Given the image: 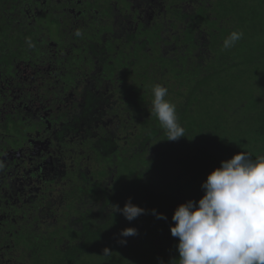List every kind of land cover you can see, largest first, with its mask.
I'll use <instances>...</instances> for the list:
<instances>
[{
	"label": "trees",
	"instance_id": "16d2710c",
	"mask_svg": "<svg viewBox=\"0 0 264 264\" xmlns=\"http://www.w3.org/2000/svg\"><path fill=\"white\" fill-rule=\"evenodd\" d=\"M43 1L0 0L1 80L27 85L18 82L25 69L20 61L32 66L43 52L46 28L66 24L63 16L71 13L68 7L65 14L61 11L66 0ZM158 1L153 10L161 14L147 24L143 17L133 23V11L119 0H71L84 21L91 14L98 25L79 29L84 33L75 39L85 48L74 51L89 53L88 63L96 61L93 65L102 67L111 82L122 78L120 88L128 83L130 90L115 96L116 107L104 99L106 110L91 93L55 110V121L71 119L69 133L67 124L57 129L58 141L70 144L66 134L71 135L81 148L79 157H86L85 166L75 167L79 158L72 168L65 162L59 177L60 165L55 163L57 177L42 181L38 192L33 186L25 200L2 202L0 211L9 218L0 233L5 264H177L178 238L169 228L177 205L197 201L203 195L202 182L222 160L238 152L253 159L264 155V69L250 67L255 60L264 63V0ZM23 3L24 8L26 3L39 6L34 20L27 15L32 10H18ZM165 10L171 19L185 22L178 31L172 22L170 40L161 23ZM236 30L243 31V38L224 50L223 40ZM63 58L57 63L80 59L75 53ZM156 84L168 89L165 99L175 104L185 137L166 139L152 114ZM9 108L0 111V155L9 145L27 142L31 136L26 133L34 126L38 132L44 129L41 120L28 129L20 117L24 109ZM129 199L145 210L131 222L112 211L113 205L122 208ZM153 210L165 218H157ZM126 227H134L137 235L121 237Z\"/></svg>",
	"mask_w": 264,
	"mask_h": 264
},
{
	"label": "flooded vegetation",
	"instance_id": "af4514ba",
	"mask_svg": "<svg viewBox=\"0 0 264 264\" xmlns=\"http://www.w3.org/2000/svg\"><path fill=\"white\" fill-rule=\"evenodd\" d=\"M119 1L123 6H126L123 8L127 9L128 7L133 11V23H137L139 19L143 20V18H145L147 24H149L153 22V19L159 18L157 16L161 14L159 9H157L156 13L154 11L155 9L153 10L155 5L157 6V0ZM70 2L71 0H66L67 4L65 3L64 7L61 9L62 13L65 14V9L68 7V11L71 13L67 15L72 19H76L80 24L84 22L85 26L71 23V19L66 15L63 16L62 13L60 15L57 14L58 18L64 17L66 24L56 23L46 28L47 30L49 29V31L42 33V37L46 42L42 44L41 50H43V52L41 56L32 66L20 61V66L25 69L18 82L23 80L28 84H21L20 86L18 84L13 85V83L7 82V80L0 79V89L4 91L1 94L4 101L0 102V111L7 107H10L9 109L14 111L16 106H21L24 111H21L22 115H20V117L24 119L25 122L23 124L27 126L28 129L31 123H36V120L43 121L41 123L42 127H44L41 132H38L36 126H34L33 130H28L26 133V135L31 136L27 139V142H23V144L21 143V145L15 148L9 145L4 153L0 155V164H3V167L0 168V205L2 202L6 203L8 200H11V203H19V197L25 200L27 196L26 192H31V190H29L30 187H36V191L38 192L39 189L37 188L40 187L39 184L42 181L45 179L50 181L57 177V173L52 172L53 168L55 169V163L60 165V172L57 174L59 177L64 173L65 165L63 163L65 162H69L68 166L72 168L75 164L74 162L79 158L81 161H79L75 167L80 168L81 166V168H83V166H85L83 163L86 157H79L81 148L75 147L71 135L66 134V138L69 140L71 139L72 143L70 142V144L66 142L64 144L58 141V139L61 138L57 129L67 124L66 128H68L69 133L68 125H71V119H59L55 121V110L64 104L72 103L78 98L83 100L88 93L92 94V98L95 99L94 102L100 105L98 106L99 108H105L102 102L104 99L107 100V106L112 105V107H116L115 96H120L121 93H124V95L129 93L130 85L128 83L126 84L127 87L124 86L120 88L123 86L122 83H120L122 78H120V80L114 78V82H111L112 79L106 77V73L103 71L102 67L98 68L93 65L96 61L88 63L89 58L85 56L89 53L86 51L84 54H82V52L80 53V51L84 50L85 45L82 44V40L79 37H77L78 40L75 39V33L79 31L83 34L84 32L79 29L84 28L86 31L89 28V23H94L96 26L98 25L94 21L95 16L85 13V10L83 11L89 18L84 21L85 17L82 19L80 11H75V8L70 6L72 4ZM126 2L129 3V6H127ZM158 2L162 5L161 0ZM26 4L27 6L25 8L23 3L21 7H18V10L24 9L25 12L32 10L33 14L27 15L34 20L36 17L35 14L40 13V8L36 4H34L32 8L31 3ZM183 10L184 8H181V11ZM169 12L171 13L172 11L169 10ZM121 13L123 14L124 10ZM167 14L168 11L165 10L161 23H163L164 30L167 32V39L170 40L172 36L170 32H174V25H172V22L177 24V31L184 26L185 22L184 19H171ZM173 14L172 12V15ZM64 19H61V21L64 22ZM168 45L169 44H167V47H169ZM79 46L80 51H74L75 47ZM72 53H75L76 57L80 59L74 60L73 64L64 63V61L57 63V59H61L64 55ZM37 64H39V67L33 69V66ZM114 65L118 64L114 63ZM31 67L36 74L32 79H29L28 69ZM124 88L128 90V92H123ZM120 89L122 90L119 91ZM124 95L121 94V96ZM104 110H106V108ZM82 125L85 124L81 123V125H79V130L76 132V136L79 138H82L81 135H83ZM74 151H76L75 154L78 156L76 159L73 158ZM58 154H62L63 157L57 156ZM34 160L38 161L37 165H34L33 162L31 163V161ZM40 165L43 166L44 169H37ZM37 197L38 196L35 195L32 200H36ZM7 219L9 218L6 212L2 213L0 211V233L4 232L3 225ZM20 219L22 221V218ZM10 221L17 224L16 218L14 219L12 217ZM1 252L2 250H0L1 261L5 264L7 260L3 258Z\"/></svg>",
	"mask_w": 264,
	"mask_h": 264
},
{
	"label": "clouds",
	"instance_id": "9594fccd",
	"mask_svg": "<svg viewBox=\"0 0 264 264\" xmlns=\"http://www.w3.org/2000/svg\"><path fill=\"white\" fill-rule=\"evenodd\" d=\"M243 36V31H232L223 40V49H231ZM167 95L165 86L154 85L152 114L166 139L176 141L185 137V129L178 122L175 104L165 99ZM201 187L203 195L177 205L171 217L170 233L178 238L177 264H264V155L253 159L247 152L233 154L207 174ZM112 211L130 222L145 212L130 199L122 208L113 205ZM153 214L165 218L155 210ZM120 235L135 236L137 230L126 227Z\"/></svg>",
	"mask_w": 264,
	"mask_h": 264
},
{
	"label": "rangeland",
	"instance_id": "374dc122",
	"mask_svg": "<svg viewBox=\"0 0 264 264\" xmlns=\"http://www.w3.org/2000/svg\"><path fill=\"white\" fill-rule=\"evenodd\" d=\"M255 51H254V53H255ZM262 64H264L262 61L255 60L254 62H251L250 63V67L253 66V65H258L259 66V70L260 69L263 70L264 69V66H262ZM247 65L249 66V64H247ZM38 67H39V64L33 66V69L38 68ZM41 67H43V66H41ZM243 68H245V66ZM33 69H32V67L30 69H28L29 70V73H28L29 79H32V77L36 74V72L34 73Z\"/></svg>",
	"mask_w": 264,
	"mask_h": 264
}]
</instances>
